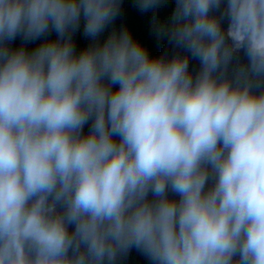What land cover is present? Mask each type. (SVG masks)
<instances>
[{"label": "clouds", "instance_id": "1", "mask_svg": "<svg viewBox=\"0 0 264 264\" xmlns=\"http://www.w3.org/2000/svg\"><path fill=\"white\" fill-rule=\"evenodd\" d=\"M166 3L0 0V264H264V0Z\"/></svg>", "mask_w": 264, "mask_h": 264}, {"label": "trees", "instance_id": "2", "mask_svg": "<svg viewBox=\"0 0 264 264\" xmlns=\"http://www.w3.org/2000/svg\"><path fill=\"white\" fill-rule=\"evenodd\" d=\"M136 0H122L121 15L114 22V26L117 30L121 27H127L133 37L142 43H144L152 55H171L172 49L167 45L165 41H158L152 29V16L153 13H141L135 6ZM174 7V0H167L166 4H163L159 9L155 11L157 18L166 20ZM77 44L79 46H85L89 42L87 38L83 37L82 29L80 33L75 36ZM103 39V36L101 37ZM21 41L17 39L15 44H19ZM29 45L28 47H32ZM192 66H197L196 62H192ZM87 131V128L85 129ZM121 264H150L146 257L135 249L131 250L127 257L121 262Z\"/></svg>", "mask_w": 264, "mask_h": 264}]
</instances>
